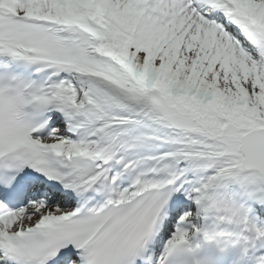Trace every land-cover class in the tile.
<instances>
[{"label": "snow or ice", "instance_id": "obj_1", "mask_svg": "<svg viewBox=\"0 0 264 264\" xmlns=\"http://www.w3.org/2000/svg\"><path fill=\"white\" fill-rule=\"evenodd\" d=\"M0 264H264V0H0Z\"/></svg>", "mask_w": 264, "mask_h": 264}]
</instances>
